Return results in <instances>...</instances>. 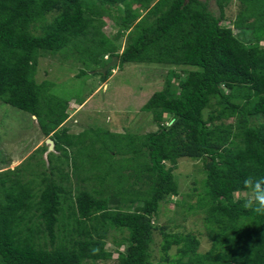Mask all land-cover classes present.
<instances>
[{
	"label": "trees",
	"instance_id": "16d2710c",
	"mask_svg": "<svg viewBox=\"0 0 264 264\" xmlns=\"http://www.w3.org/2000/svg\"><path fill=\"white\" fill-rule=\"evenodd\" d=\"M229 2L217 0V17L199 0H0V102L30 114L54 142L28 168L0 172V264L109 261L112 231L127 233L118 264H154L156 231L163 264H264V215L235 199L245 177L264 176V0H240L239 35L222 24ZM111 11L115 39L126 38L122 53L104 32ZM64 50L88 56L89 73L104 82L115 67L99 71L115 59L117 68L190 69L173 71L178 87L169 80L142 107L156 132H107L113 150L104 142L95 149L84 143L87 132L65 126L69 98L37 81L40 59ZM183 158L203 164L204 254L194 234L155 222L180 195L173 171ZM174 247L179 258L170 262Z\"/></svg>",
	"mask_w": 264,
	"mask_h": 264
},
{
	"label": "rangeland",
	"instance_id": "374dc122",
	"mask_svg": "<svg viewBox=\"0 0 264 264\" xmlns=\"http://www.w3.org/2000/svg\"><path fill=\"white\" fill-rule=\"evenodd\" d=\"M199 1L206 4L215 16H220L217 0ZM240 10V0H230L225 7L222 22L223 25L231 27L236 35H239L240 31L233 23L237 20ZM114 11L105 18L104 32L115 41L122 53L126 38L115 39L119 27L113 18L112 20L109 18L114 16ZM145 14L146 12L142 15ZM36 33L39 34L38 30ZM242 37L249 38L250 34L245 33ZM72 54L75 56L69 55L68 51L64 50L58 55L42 57L39 61L37 81H51L54 83V94L69 98V118L65 126L72 135L87 132L88 138L84 143L88 147L94 146L96 149L104 142L109 146L110 151L113 150V144L105 135L108 131L126 136L157 131L158 127L153 121L152 114L142 112V107L155 92L164 89L169 80L172 81L173 86L178 87L179 81L171 75L173 71L183 75L184 71L190 69L147 64H126L117 68L118 61L110 78L104 82L101 76L89 73L88 56ZM82 72L87 74L80 76ZM178 91L176 88L175 92ZM84 102L87 104L82 108ZM166 119L167 124L171 125V117L166 115ZM231 122L232 120L227 121V123ZM43 145H47L48 151L54 152V145L49 137L42 134L37 121L30 114L0 102V172L28 168L30 163L39 158L31 160L30 157ZM47 154L43 159L47 160ZM89 154L91 155V151L88 150L86 160L91 159ZM173 175L178 183L180 195L163 204L160 217L155 220L156 225L165 227L167 232L173 234H194L201 243L198 253L204 254L210 250L211 242L204 221L205 210L200 208V203L205 197L203 164L201 161L189 158L180 159ZM235 199L239 198L235 196ZM125 237L127 233L112 231L107 240V249L114 252L113 259L96 264H118V251L122 252L126 247L122 245ZM161 245L162 236L156 231L152 245V261L154 260L156 264H163ZM178 258V250L174 247L169 252V260L174 262Z\"/></svg>",
	"mask_w": 264,
	"mask_h": 264
},
{
	"label": "clouds",
	"instance_id": "9594fccd",
	"mask_svg": "<svg viewBox=\"0 0 264 264\" xmlns=\"http://www.w3.org/2000/svg\"><path fill=\"white\" fill-rule=\"evenodd\" d=\"M235 196L242 201L241 207L257 215H264V176H247ZM238 201V202H239Z\"/></svg>",
	"mask_w": 264,
	"mask_h": 264
},
{
	"label": "water",
	"instance_id": "95a60500",
	"mask_svg": "<svg viewBox=\"0 0 264 264\" xmlns=\"http://www.w3.org/2000/svg\"><path fill=\"white\" fill-rule=\"evenodd\" d=\"M118 63V60L115 59L112 63H109L104 69L101 70V72L103 74H105L109 69L113 68L116 66V64ZM50 142L54 145V142L52 140H50ZM50 151H48L49 153Z\"/></svg>",
	"mask_w": 264,
	"mask_h": 264
},
{
	"label": "crops",
	"instance_id": "0c3cea01",
	"mask_svg": "<svg viewBox=\"0 0 264 264\" xmlns=\"http://www.w3.org/2000/svg\"><path fill=\"white\" fill-rule=\"evenodd\" d=\"M84 104H87V103H85V102H84ZM84 104H82V105H81V106H82V108H83V105H84ZM78 106H79V105H78ZM86 106H87V105H86ZM108 132H110V133H115V132H112V131H108ZM139 135H145V134H144V133H142V134H139Z\"/></svg>",
	"mask_w": 264,
	"mask_h": 264
}]
</instances>
